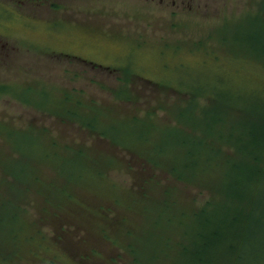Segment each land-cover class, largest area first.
<instances>
[{
	"label": "rangeland",
	"instance_id": "rangeland-1",
	"mask_svg": "<svg viewBox=\"0 0 264 264\" xmlns=\"http://www.w3.org/2000/svg\"><path fill=\"white\" fill-rule=\"evenodd\" d=\"M261 1L107 0L74 15L60 10L57 18H65L57 20L58 31L47 44L43 35L31 40H37L36 47L24 37L9 38L18 50L0 67V216L10 209L15 224L27 227L36 220L49 233L54 228L48 224L50 217L39 220L40 208L53 212L58 192L61 198L69 193L73 200L61 203L60 220L83 227L76 243L80 236L100 251L84 260L70 236L57 243L40 240L37 245L50 252L40 247L43 258H33L22 245L17 264H51L46 259H53L52 264H133L123 245L141 246L135 236L167 220L166 207L157 206L165 205L161 199L169 197L170 202L177 196L201 207L208 199H219L213 186L220 177L224 185L228 174L230 181L239 162L231 159L224 165L223 159L238 155L225 133L235 129L232 138L242 134L245 141L250 125L244 126L243 115L230 108L212 110V99L245 108L246 114L264 109V62L259 57L264 56V19L257 18ZM86 61L133 72L131 96L119 99V87L127 85ZM201 128H220L224 138L215 139ZM96 129L111 135L114 144L109 137L98 138ZM80 145L85 154L78 151ZM212 147L218 149L217 156ZM52 152L55 165L62 164L70 176L81 166L78 175L83 178L62 187L61 172L51 160L40 158ZM20 162L37 174L35 183L30 179L22 184L5 171L6 165L22 167ZM47 180L52 194L43 197L41 185ZM231 185L237 186L236 181ZM142 193L155 201L142 198ZM173 214L177 218L178 209ZM11 222L5 217L0 225L10 228ZM167 232L180 238L177 228ZM6 233L0 231L3 241ZM104 233L113 239H103ZM21 235L26 241V232ZM141 237L155 240L153 235ZM114 242L121 246H112ZM159 242L165 245L164 239ZM162 256L154 251L142 264H154Z\"/></svg>",
	"mask_w": 264,
	"mask_h": 264
},
{
	"label": "trees",
	"instance_id": "trees-1",
	"mask_svg": "<svg viewBox=\"0 0 264 264\" xmlns=\"http://www.w3.org/2000/svg\"><path fill=\"white\" fill-rule=\"evenodd\" d=\"M263 4L264 0L261 1L260 5L262 14H264ZM262 14L257 16V18L264 19ZM259 57L263 59H261V62L263 63L264 56L259 55ZM74 58L81 60L77 57ZM87 64L93 68L99 67L97 64L92 62H87ZM100 69L101 71H109V73L113 74L115 78L119 81H123L122 83L127 85V87H119V90L116 93L119 99L124 98V96H122L123 94H126L129 97L131 96L129 89L130 83H132V79L134 78L133 72L124 68L117 69L101 67ZM136 77L139 78L137 75ZM193 90L201 92L195 89ZM212 101H214V103L212 102V110H221V108L219 109L221 105L223 109L230 108L243 115L244 126L246 124L250 125V127L246 129L248 138L245 139V141L242 139V134H239L240 136H238V140H234V137L232 138V132L235 131V129H232L229 132L226 131L225 133L224 130L220 128L215 131L201 128L206 134L214 135L213 137L215 139L224 138L222 136L223 133L227 135L228 140L232 141L233 139L238 155L235 153L236 158L231 157L223 160L224 165L231 159H237V161H239L234 164L232 169L231 176L234 177L229 181L230 175L228 174V179L224 185H222L223 183L221 182L224 178L220 177V180L217 181V185L213 186L219 193V199L216 202L212 201L215 198L208 199L206 207L195 206V204L188 199L184 202V199L180 200L177 196H174L170 202H167L169 197L165 200L161 199L165 205L157 206L166 207L168 216L167 220H165L162 224L152 223L150 231L143 229L139 233V236L137 234L135 236V241L139 242L141 246L138 244H135L136 247L135 245L133 247L132 244L127 246L123 245V248H128L132 254L133 264H142L146 262L152 256L154 251H160V253L164 255L161 258L155 259L156 261H153L154 264H161L162 259L170 256H172V258L168 264H264V109L260 106L261 108H259V111L253 112L252 110L246 114L245 108L242 110L233 105H223L217 98H213ZM149 113L150 111L147 112V114ZM71 119H74V117ZM134 119L136 120V118ZM83 122L91 129H93V127H97L88 124L85 121ZM220 122L218 124H220ZM193 126L196 127L195 124ZM2 129H6L5 125L2 126ZM7 129L8 131H11L10 127ZM91 129H89L90 131H88V133L93 132ZM96 133L98 138H110L111 136L106 132H103L102 129H96ZM198 139L203 140V138ZM108 140L114 144V141L111 138ZM120 145L121 147H124V145ZM77 149L78 151H83L84 147L80 145ZM212 149L217 156L218 149L214 147H212ZM85 150L89 152L88 149ZM239 152L241 153L243 159L239 156ZM54 154L55 153L53 152L46 155L42 154V157L40 158H43V160H51L53 165L57 167L58 172H61L60 175L62 178L60 180L64 182V184L61 185L62 187L66 188V184H71L76 178L77 180L83 178V175H78V169H81L78 162H76V164L79 168L75 169V174L73 176H70L66 169L63 167L61 168L62 164L55 165V162L53 161ZM97 157L99 159H103L102 154H99ZM98 158H96V160H98ZM10 162L16 163L17 161L10 159ZM20 164L22 167H19L16 170L13 166L10 168L9 165H6L5 171L14 175L16 181L22 184H27L30 179H32L33 183H35L38 179V176H36L37 174H32L27 171L31 169L28 163L26 165L27 170L21 162ZM56 175H58L57 172ZM176 175L178 179L181 178V175L178 173H176ZM233 180L236 181L237 186L231 185ZM41 186H43L42 188L44 189V194H42V196H50L51 190L49 187V181L47 180V183L42 182ZM184 195L185 194L182 193L181 196L184 198ZM59 196L60 193L58 192V195H56L55 199H53L54 204L51 203L55 207L53 212L50 210L48 211L44 206L40 208L41 216L39 220H48L50 217L48 224L54 228V230H51L49 233L42 232L43 228L39 226V223H37L36 220L30 221V223L28 222L29 226L27 227L25 224H15V221L13 220L15 215L10 211V209H8L9 211H7L6 216H0L2 217L0 220L8 217L12 221L11 223H8L12 229L9 227L3 228L2 225H0V231L3 229L7 232L5 236L6 241H3L2 238H0V264H17L18 261H15V258H19L22 245L26 247V250L31 257L42 259L43 257H39V248L41 247L43 250L48 252H50V249H47L44 245L38 246L37 241H54V243H57V241L63 240L66 236H70L72 238L74 246H80L79 248L83 253L78 254V258L85 260L88 259L91 254L98 257L97 253L100 252L98 251V247H88L84 238H80V236H78L76 243V233L78 232L79 234H82L81 228L83 227L63 223L60 220V211L63 212L61 203L65 200L72 201L73 199L72 195L69 193H65L62 198ZM141 197L145 199L150 198L153 202L155 201L152 196L145 193H142ZM170 197L172 198V196ZM175 209H178L179 212V216L177 218L173 214ZM42 212L47 215L42 214ZM176 228L180 232V238H173L167 232H171ZM22 231L26 232L24 237L26 241H23L22 239ZM57 231L59 233H57ZM103 232L104 231L102 230L100 233L103 234ZM162 232L163 234H166L164 238L162 236ZM130 234H132L130 231L124 233L125 237H129ZM144 234L153 235L155 240L152 241L147 238H142L141 236ZM103 239L111 240L113 237L111 235L106 236V233H104ZM161 239H164L165 245H162L159 242ZM112 246L118 247L121 245L114 242ZM140 249L142 251H140ZM169 251H171V253L167 254ZM65 255L66 253L64 255H60V257H64ZM46 261H50L51 264L54 262L53 259H46Z\"/></svg>",
	"mask_w": 264,
	"mask_h": 264
},
{
	"label": "flooded vegetation",
	"instance_id": "flooded-vegetation-1",
	"mask_svg": "<svg viewBox=\"0 0 264 264\" xmlns=\"http://www.w3.org/2000/svg\"><path fill=\"white\" fill-rule=\"evenodd\" d=\"M107 0H0V67L4 66L9 53L18 50L15 42L10 39H28L33 43L34 36L43 35L47 44L58 31L57 14L60 10H68L66 14L80 13L81 9H88L90 4H99ZM113 1V0H112ZM116 1V0H115ZM174 0H172L173 2ZM81 5V7H80ZM80 8V9H79ZM90 9V8H89ZM67 26L74 24L67 23ZM41 45V44H40Z\"/></svg>",
	"mask_w": 264,
	"mask_h": 264
}]
</instances>
